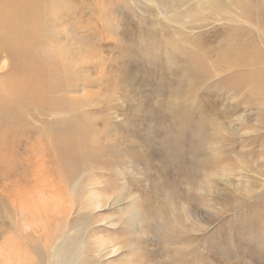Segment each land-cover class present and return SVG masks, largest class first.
<instances>
[{"label": "rangeland", "instance_id": "1", "mask_svg": "<svg viewBox=\"0 0 264 264\" xmlns=\"http://www.w3.org/2000/svg\"><path fill=\"white\" fill-rule=\"evenodd\" d=\"M174 1L41 0L49 12L39 18L40 45L72 70L56 80L53 109L35 100L13 130L4 128L0 264H43L56 235L75 242L83 264H264V35L237 10L195 20L169 8ZM226 49L242 63L222 66ZM194 67L198 89L191 85L185 101L177 90L188 89ZM189 115L216 118L211 138L184 131ZM50 126L72 134L58 137ZM50 180V193L70 208L66 227L52 211L15 209L14 189L29 183L48 203L41 185ZM173 216L181 221L170 223Z\"/></svg>", "mask_w": 264, "mask_h": 264}, {"label": "bare ground", "instance_id": "2", "mask_svg": "<svg viewBox=\"0 0 264 264\" xmlns=\"http://www.w3.org/2000/svg\"><path fill=\"white\" fill-rule=\"evenodd\" d=\"M181 7L186 9L185 13H183L182 16L194 17L195 20L196 19H203L202 16H204V14L207 11H210V12L212 11L213 13L215 12V14H220L223 17L226 16V17L230 18V17H234V14L232 13L233 10L234 11L237 10L236 12L241 19H245V20L247 19V20L251 21V23L254 24L256 26V28L258 29L257 32L264 35V8L263 9L262 8L255 9L250 0H176V1L171 3V7H169V8H172L173 10L177 9V11H178V8H181ZM169 11H171V10H169ZM48 12H49V10L47 9V7L45 5H43L41 3V0H7V1L0 0V146H1L3 138H4V128L7 127L9 129L13 130L15 128L16 124L21 120L22 113H25L24 111L30 112L31 109L33 110V102L35 100L37 101L38 104L43 105L45 108H48V109L52 108L53 109L54 101L52 99V93L51 92L53 91V89L58 90L56 80L62 81V84H63L64 80L67 78V76L69 74V71L72 70V68L70 67V64H69V63L72 64V62H70L68 60V58H64V56H63L62 59L59 60L60 64H57V63L54 64L53 62H51L52 60H51L50 56H48V53L52 52V48L49 45H47V43H45L44 45H40L38 27H39L41 20L39 18H41L43 15H47ZM179 16H181V15H179ZM221 16H219L217 18H220ZM180 19H181V17H180ZM42 22H44V21H42ZM237 22H239V21H237ZM177 23H178V21H177ZM168 47H170V45ZM220 47H223V46L221 45ZM193 48H194V46H193ZM187 50H189V49H187ZM227 51L228 50L226 49V51H224V53H223V57L221 60H222V62H224V64H222V66H225L227 64L228 67H232V66H236V65L242 63L239 60H237L236 57H234L232 55H228ZM155 52L157 53L158 50ZM179 53H181V52H179ZM73 68H74V66H73ZM197 68H199V67H194L192 72L189 71L187 74H185V78L188 81V84H186L188 89H186L185 87H181L177 90V94L181 98H184V100L187 96V91L190 90V88H191V85L194 88V90L198 89V87H197V84L199 83L198 79L196 78V76L191 74V73H195ZM250 68H251V66H250ZM39 69H46L45 74H33V71H38ZM176 73H178V72H176ZM207 74H208V72H206L204 75H202L201 80L205 79ZM191 78L196 80V84L190 83V82H192ZM185 101H182V103H181V106L182 105L184 106V110H186V108L188 107V105L184 104ZM180 111H182V109L177 110V112H180ZM176 116H178V114L174 115V117H176ZM192 117L189 115L185 120L182 121L183 123H185L182 126L184 131H186L187 128L193 127V132H195V136L197 137V140L200 142H204L205 140H208L209 138H211L210 134H207V126L214 128V126H216L218 124L216 121V118H211V121H206L205 123L202 121H200V123H198L195 120H193ZM78 120H80V119H78ZM76 123L77 122L75 121L74 123H72L70 125V130H75V132H76V129H77ZM48 129L54 135H56L58 137L61 135H64V134L71 133L70 131L68 133L67 130H65L66 133H63V132L58 133L51 126L47 127V130ZM186 139L187 138L184 134L183 138L180 137L179 143L186 141ZM212 141H214V140H212ZM0 148H1L0 149V151H1L3 148L2 147H0ZM201 149H202V152H205V147H204V149H203V147H201ZM199 151L200 150H197V151L195 150L192 153L193 158H195V156H197L196 154ZM32 152H33V149H32ZM189 153H190V150H189ZM263 153H264V150H263ZM48 156H50V155H47V157ZM58 158L61 159V162H62V160L66 159V156H64L61 153V155L58 156ZM76 158H77V156H76ZM85 161H87V160L85 159ZM217 163L218 162L211 163V164L205 163V165H202V164H199V161H196L194 163V166H195V168L201 167L203 169L206 167L207 169L208 168L213 169L214 167L217 166L216 165ZM262 165H261V167H262ZM41 168H43V167H41ZM98 168L96 167V169H98ZM48 169L50 171V166H48ZM261 169L262 168H260L259 170H261ZM213 170H216V168H214ZM262 171H264V169L261 170L260 172H262ZM39 175L41 176V174H39ZM40 176H39V178L41 179L42 177H40ZM59 178H61V177H59ZM43 180L47 181L45 179H43ZM66 180L68 181V179H66ZM35 183H36V181L34 182V184ZM52 183H53V181L50 180L48 184L44 183L43 185H41L42 186L41 190H43L42 193L45 195V197L46 196L49 197V198L46 197V198H48L47 199L48 203H44V201H42V199H40L42 202H40V200L38 201L36 196L34 195V192L33 193L29 192L30 189H33L34 185H32V183L25 185L24 190H22V188H23L22 186H19L18 188H15L13 186L10 189L15 188L16 190L14 189V191H17V193H15L11 197L14 198L13 203L15 204V209L20 210L21 205H22V208H23L22 214L23 215L28 213V210L31 207L35 210V212L38 209L39 210L44 209V210H47V212L52 211V213H55V214H57V216L60 217V221H61V223H63L62 227L63 226L66 227L68 225V221H70L69 220V217L71 215L70 208L64 206L61 203V201L58 199L57 196H55L53 193H50L51 188L49 186ZM64 183L66 184V182H64ZM65 184L59 183L60 188L57 187L56 190L61 192V190L65 187ZM75 189L78 193L79 190H78L77 186L74 188V190ZM14 191H12V192H14ZM12 192H10L9 194H11ZM91 195L96 197L99 195V192L97 190H94L91 193ZM101 198H102V196H101ZM75 199H77V198H75ZM100 200L101 199L96 200L97 204L100 202ZM17 206H18V208H17ZM254 211H256V210H254ZM244 217H246V215ZM169 221H170V223L179 222V221H181V217L173 216L172 220H169ZM250 221L251 220L248 218L245 220V222H247V223H250ZM253 221L255 223V219H253ZM47 222H48V220H47ZM258 226H259V219H258ZM60 236H61V234H60ZM63 236H61V238H59L56 235L53 237L54 239L48 240L46 261L43 260L42 261V262H44L43 264H83L82 259H81L82 257L80 256L79 259L77 258L79 256L80 250L78 253L76 252L77 248H76V250H70L71 247L73 248L75 246V244H74L75 242H72V239H71V241H69V243H66V240L62 241L61 243H57L58 240L64 239ZM84 236H85V234H84ZM116 246H117V244H116ZM262 247L264 248V243L262 244ZM8 250H9V248H8ZM49 251H51L50 252L51 256H52L51 259H49V255H48ZM5 253H7V251ZM3 254L4 253H2V257H6ZM2 261L5 263L7 262L6 259H3Z\"/></svg>", "mask_w": 264, "mask_h": 264}]
</instances>
